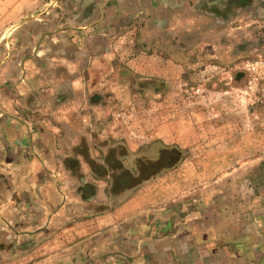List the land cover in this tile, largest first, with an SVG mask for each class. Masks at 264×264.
<instances>
[{
	"label": "rangeland",
	"instance_id": "rangeland-1",
	"mask_svg": "<svg viewBox=\"0 0 264 264\" xmlns=\"http://www.w3.org/2000/svg\"><path fill=\"white\" fill-rule=\"evenodd\" d=\"M17 1L0 0V264H138L195 218L260 227L264 0H24L3 18Z\"/></svg>",
	"mask_w": 264,
	"mask_h": 264
},
{
	"label": "crops",
	"instance_id": "crops-1",
	"mask_svg": "<svg viewBox=\"0 0 264 264\" xmlns=\"http://www.w3.org/2000/svg\"><path fill=\"white\" fill-rule=\"evenodd\" d=\"M23 3L24 0L15 2L3 18H11L14 8ZM32 85L30 78L25 77L15 89L21 96L29 97ZM47 99L50 103L59 98L50 93ZM244 212L237 211L234 222H228L227 216L218 221L208 216L203 220L195 218L181 233L161 237L156 246H144L135 259L138 264H264V210L259 216L263 220L257 218L260 227L255 222H245Z\"/></svg>",
	"mask_w": 264,
	"mask_h": 264
}]
</instances>
